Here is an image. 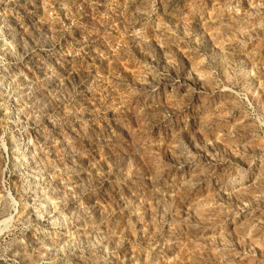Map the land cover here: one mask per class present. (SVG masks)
Wrapping results in <instances>:
<instances>
[{"label": "rangeland", "instance_id": "rangeland-1", "mask_svg": "<svg viewBox=\"0 0 264 264\" xmlns=\"http://www.w3.org/2000/svg\"><path fill=\"white\" fill-rule=\"evenodd\" d=\"M0 264H264V0H0Z\"/></svg>", "mask_w": 264, "mask_h": 264}]
</instances>
